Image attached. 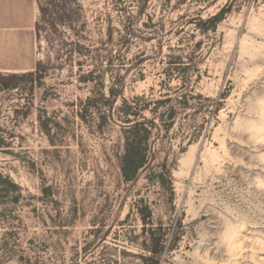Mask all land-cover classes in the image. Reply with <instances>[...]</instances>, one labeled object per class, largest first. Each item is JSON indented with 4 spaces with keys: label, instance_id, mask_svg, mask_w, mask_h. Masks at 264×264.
I'll use <instances>...</instances> for the list:
<instances>
[{
    "label": "rangeland",
    "instance_id": "obj_1",
    "mask_svg": "<svg viewBox=\"0 0 264 264\" xmlns=\"http://www.w3.org/2000/svg\"><path fill=\"white\" fill-rule=\"evenodd\" d=\"M38 1L41 73L0 77V264H264V0Z\"/></svg>",
    "mask_w": 264,
    "mask_h": 264
},
{
    "label": "crops",
    "instance_id": "obj_2",
    "mask_svg": "<svg viewBox=\"0 0 264 264\" xmlns=\"http://www.w3.org/2000/svg\"><path fill=\"white\" fill-rule=\"evenodd\" d=\"M39 10L38 0H0V77L36 69Z\"/></svg>",
    "mask_w": 264,
    "mask_h": 264
},
{
    "label": "trees",
    "instance_id": "obj_3",
    "mask_svg": "<svg viewBox=\"0 0 264 264\" xmlns=\"http://www.w3.org/2000/svg\"><path fill=\"white\" fill-rule=\"evenodd\" d=\"M224 9L220 12L221 16ZM216 17L217 18H219ZM40 63H38L36 69L31 72L14 74L20 78L33 77L36 74L40 75ZM2 82L0 81V85ZM114 91V90H113ZM131 113L134 116H138L137 112H130L129 109L125 110L126 128H125V140H126V152L122 157V174L126 180L134 179L139 171L150 163L151 158L143 151L144 143L150 133L148 128H145V122L137 119H131ZM4 146V141L0 135V147ZM21 187L17 184L9 175H5L0 171V199H4L9 196L11 192L20 191ZM14 200H18L19 195L12 196ZM145 220V219H144Z\"/></svg>",
    "mask_w": 264,
    "mask_h": 264
}]
</instances>
